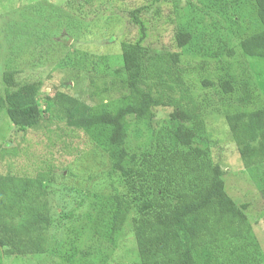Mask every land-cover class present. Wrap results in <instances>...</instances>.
<instances>
[{
  "label": "rangeland",
  "instance_id": "obj_1",
  "mask_svg": "<svg viewBox=\"0 0 264 264\" xmlns=\"http://www.w3.org/2000/svg\"><path fill=\"white\" fill-rule=\"evenodd\" d=\"M135 9H141L148 48L178 50L192 68L206 61L213 77L217 68H225L234 80L255 89L264 104V61L254 62L252 69L237 47L240 38L262 27L264 12L252 0H0V96L17 104L35 99L42 116L37 125L20 131L0 112V174L42 179L50 213L45 252L0 255V264H141L129 218L182 189L175 178H167L168 189L154 193L157 179L137 171L130 217L115 243L108 242L92 224L112 192L109 157L81 128L69 124L51 100L56 90L90 104L120 94L126 77L118 45L137 36L131 19ZM181 28L192 36L177 49L174 34ZM258 69L263 76H257ZM191 71L188 79L206 76ZM146 89L164 101L153 109V127L174 108L200 114L191 94ZM126 120L127 144L135 151L147 132L135 124L134 115ZM204 121L208 141L200 146L208 143L226 193L245 204L259 244L258 264H264V163L244 167L220 103L206 109Z\"/></svg>",
  "mask_w": 264,
  "mask_h": 264
},
{
  "label": "trees",
  "instance_id": "obj_2",
  "mask_svg": "<svg viewBox=\"0 0 264 264\" xmlns=\"http://www.w3.org/2000/svg\"><path fill=\"white\" fill-rule=\"evenodd\" d=\"M252 1L258 12H264V0ZM140 12L141 9L131 12L138 30L136 38L121 40L118 45L126 77L118 96L90 104L56 90L51 99L64 111L66 121L81 128L110 160L108 177L112 192L101 202L92 227L108 242L115 243L130 217L137 171L157 179L154 193L168 189L169 180L175 178L182 189L129 218L140 263L258 264L259 244L251 234L246 206L237 204L226 193L222 170L213 162L208 143L200 145L208 141L204 113L213 102H218L225 111L244 167L263 164L264 104L256 98L255 89L234 80L225 68H217L213 77L214 74H208L206 61L192 68L178 50L148 48L144 45L146 27L139 18ZM261 25L259 31L237 41L239 51L251 67L254 62L264 61V18ZM191 36L188 30H177L174 34L177 49L186 47ZM190 68L203 71L206 76L188 79ZM255 71L258 77L263 76L262 70ZM146 87L193 95L199 116L174 108L153 127V109L162 107L164 101L154 97ZM2 110L20 131L37 125L42 117L35 99L17 104L0 96ZM129 114L147 132L135 151L127 144ZM138 128L136 131L142 136ZM261 194L264 198V188ZM49 223L42 179L0 174V255L44 253Z\"/></svg>",
  "mask_w": 264,
  "mask_h": 264
}]
</instances>
